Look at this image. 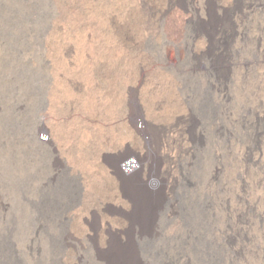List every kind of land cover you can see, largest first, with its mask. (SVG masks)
<instances>
[{
    "label": "bare ground",
    "instance_id": "1",
    "mask_svg": "<svg viewBox=\"0 0 264 264\" xmlns=\"http://www.w3.org/2000/svg\"><path fill=\"white\" fill-rule=\"evenodd\" d=\"M61 1L67 17L89 2ZM119 8L113 42L78 23L80 40L59 45L64 69L43 76L29 126L14 144L0 141V162L25 176L1 185L26 188L0 198L1 210L8 218L15 200L28 209L4 220L0 264H65L68 250L77 264H264V0ZM6 12L0 6V73L14 48ZM54 80L69 95L54 101ZM8 143L12 158L1 154Z\"/></svg>",
    "mask_w": 264,
    "mask_h": 264
},
{
    "label": "rangeland",
    "instance_id": "2",
    "mask_svg": "<svg viewBox=\"0 0 264 264\" xmlns=\"http://www.w3.org/2000/svg\"><path fill=\"white\" fill-rule=\"evenodd\" d=\"M64 1L66 3L71 2V0ZM20 2L21 1L17 0H9L0 4L1 7L7 9V15L11 13V9L9 6L15 5L16 3V6H18L19 8L18 10L16 9V13H11L12 16H10L11 18L9 22L12 20L14 25H11L6 36L7 42H10L14 46V48L10 50V54L12 55V62L6 64L0 73V79L2 80H0V102H2L1 104H3V111L0 113V141H8L9 143L11 142L13 144V140L18 138L30 124V106L33 105L34 102L35 104H37L39 102H42L44 99L45 93L43 90V82L47 70L50 71L51 75L55 76L56 71L64 69L65 61L62 60V51L61 48H59V45H63L69 42L78 44L80 35L79 31L76 28L78 23L82 20L91 21V28L93 29H97L98 27L105 29L107 31V40L111 42L115 41L117 38V34H115V27L118 23H121L122 19V16L119 13V6L121 7L123 3L129 2V0H106V3L103 4V6L97 4V0H89L87 11L85 12V14L82 13L77 16L68 17L66 15H63V13L59 11V6L63 4L61 0H24L23 2ZM90 15L92 18L90 17ZM127 20L128 19L125 18V22ZM7 26H9V24ZM49 43H53L54 47L50 51H45L43 49V45ZM25 46L29 51L26 48H23ZM35 46L36 49H34ZM30 47L32 49H30ZM33 49L35 50V52L40 51L36 52L38 56L34 54L35 52L33 51ZM30 50L33 52H31ZM30 52L31 55L29 54ZM76 56L77 58H79L81 56V53L78 52ZM136 57L137 54L134 51L125 50V58H127V61H133L136 59ZM44 60L47 64H45ZM48 64L51 65L49 68ZM132 70L134 74L135 69ZM96 73L97 71L94 70L93 78L97 80L98 83H100V79L97 77ZM8 77L11 79H9ZM133 81L134 79H125V87L127 85H130ZM3 82H5L6 84H3ZM54 82V101L58 98L63 97L64 95H69L70 90L67 84H64L61 80H54ZM19 103L22 105V107H24L23 110H20V112L18 110H15L14 108V105ZM131 136L132 133H130V131L125 128V138H127L128 144H130ZM39 138L43 142L47 141V137L45 136L40 135ZM9 143L6 147H3L1 154L6 153L12 158V145ZM6 165L9 166L5 162L0 164V178L5 181L8 180L7 182L9 183H14V181H22L24 184L23 180H25V176H20L15 171H12L10 167H6ZM25 190L26 188L21 186L20 188H13L12 186L6 185L2 186L0 181V198H14L18 195H21V193L25 194ZM19 206H21V208ZM19 209H22L24 211L22 212V216L26 218L25 216L28 210L27 206L25 207L24 204L18 203L16 200L15 202H12L11 210L10 208H8L6 211V213L9 212L10 218H7V214H4L0 207V239L4 238V236L10 233L9 227L5 225L4 220L9 219V221L11 222H16V218L20 217V214L18 215ZM2 223L4 225H2ZM72 226L77 227L79 226V224L75 222ZM100 235L101 234L97 235L99 238L97 237L96 239L97 243L99 244L104 242V238L102 237L103 235ZM10 238L11 242L15 245L17 256L19 255L18 257H21L19 259L23 260L24 258L21 254V251L17 246V240L13 236H11ZM62 260L65 264H77L72 250H68L66 254H64Z\"/></svg>",
    "mask_w": 264,
    "mask_h": 264
}]
</instances>
